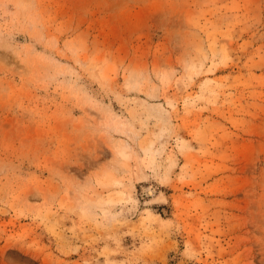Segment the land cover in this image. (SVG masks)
Returning a JSON list of instances; mask_svg holds the SVG:
<instances>
[{"label": "rangeland", "instance_id": "obj_1", "mask_svg": "<svg viewBox=\"0 0 264 264\" xmlns=\"http://www.w3.org/2000/svg\"><path fill=\"white\" fill-rule=\"evenodd\" d=\"M0 264H264V0H0Z\"/></svg>", "mask_w": 264, "mask_h": 264}]
</instances>
